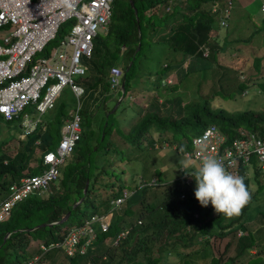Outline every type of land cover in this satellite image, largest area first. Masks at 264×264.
Wrapping results in <instances>:
<instances>
[{
    "label": "trees",
    "instance_id": "16d2710c",
    "mask_svg": "<svg viewBox=\"0 0 264 264\" xmlns=\"http://www.w3.org/2000/svg\"><path fill=\"white\" fill-rule=\"evenodd\" d=\"M132 1L137 12L134 11V7L128 0L122 10V19L125 23L122 20L118 23L116 33V49L122 50L124 54L123 63L119 62L122 64L124 72V96L130 87V79L135 78L138 72L147 74L145 77L147 79H151L153 72H156V78L150 81L155 84L150 88L158 91L157 87L162 85L160 83L162 78L174 65L171 61L173 59L165 55L169 49L181 52L183 58L190 56L194 58V67H190L183 77L187 78L184 81L186 82L191 75L197 88L193 86L192 82L190 86H185L184 82H181L180 86L183 90L174 97L172 100L174 105L169 110H165L166 107L163 106L164 103L162 104L163 100L159 103L156 94L152 96L150 102L138 104L134 108L136 117L132 116L134 123L130 126L128 133H123L125 139L136 148L141 146V142L153 146L157 141L160 144L166 141L170 143L183 142L185 146L191 147L192 137L200 134L206 126L214 123L226 134V142L240 135L243 128L255 130L264 137V106L262 109L246 108L232 112L223 107H215L211 103L214 95L223 93L230 87L238 86L240 92L245 94L243 91L251 85L260 87L264 85V80H262L264 77V39L260 44L256 41V38L264 37V17L262 21H256L257 26L255 24L252 26L248 20L243 21L239 12H235L233 15L235 0H231L232 6L228 16H226L225 0ZM155 5L158 12L161 10L160 16L157 18L164 21V25H159L156 32L154 12H147L148 7ZM167 5H170V9H166ZM213 6L217 9L213 10ZM142 20L149 24V26L145 25L148 39L159 45L158 52L151 61L146 59ZM159 20L157 21L159 22ZM221 20H225V23H222ZM111 23L112 20L107 30H110ZM219 27H227L233 37L224 43H219L216 33ZM60 34L61 31L58 35ZM54 42L55 40L52 41V43ZM234 43L240 52L235 58L237 63L232 61V66L230 65L231 58L224 59L222 51L228 44L235 47ZM123 46H125L124 49H122ZM204 47L208 48L206 55L203 54ZM245 48H247V58L243 53ZM142 59H145L147 64L156 63V65L154 64L156 68L152 73L153 67L150 65L146 71L136 70V66L142 63ZM163 59L167 60L163 61ZM89 60V71L86 74L88 78L84 81L88 86L84 88L83 94H85L84 98L90 97L92 101H95L97 98L106 97L110 89L107 78L109 68L118 62L114 59L106 60L99 57V49L95 47V44L92 57ZM232 67L240 73L241 77L240 80H236V84L227 83L228 76L232 78L234 76L230 75V72L233 71ZM190 72L193 74H189ZM244 75L245 77H243ZM203 77L210 81L205 88L200 87ZM233 80L235 79L233 78ZM216 81H220L221 87L219 88L221 89L215 87ZM243 81H247L249 85L245 86ZM150 85L152 86V84ZM177 85L173 84L174 88ZM184 90H191L194 95L189 100L184 99L180 95L185 92ZM199 91L205 95L203 98L199 96ZM206 91H208L207 94ZM71 92L70 100L59 97L54 106L47 110L50 111V117L46 124L48 126L46 133H42L43 131L37 128L27 136L25 148H19L13 154L5 153V151L0 152V189L4 190L0 200L7 195V184L10 181L17 180L23 175L38 173L47 167L42 161L43 152L37 158L33 156L32 144L36 138L40 137L43 150L56 146L60 137L61 125L64 119L69 116V109L75 105L76 97L72 90ZM111 112L108 111L95 121L92 140H96V145H98L99 142L108 138L109 146L116 149V142L110 140V134H112V130L120 127L116 121L110 120ZM90 124L92 123L90 122ZM90 124L85 122L81 127V137L71 154L75 160H70L65 168L60 166L58 177L50 183L51 192L32 194L18 201L11 207L8 216L3 221L0 220V248L13 254L11 261H1L0 264H20L27 256L26 247L31 238H41L47 243L61 240L72 224L80 225L94 214L105 213L111 206L110 199L121 193L124 183L117 181V187L112 185L108 188L109 184H107L105 176L104 185L99 183L97 188L94 185L93 180H96L98 178L96 176L100 173L102 175L100 170H104V167L97 169L96 175L93 173L91 176L90 165L87 162L90 149L88 148L84 154L83 146L80 143ZM119 130L115 131L120 133ZM121 155L122 152L120 157ZM77 157L80 159H76ZM34 158L35 163L31 169H28L29 161ZM155 172L161 178V171L158 167ZM261 174L256 168L253 178H255L257 188L263 191L260 186L264 185V176L261 177ZM240 176L243 175L240 174ZM243 177L251 198L238 216L229 218L223 214L215 213L211 203L207 207L202 206L195 197V180L192 186L186 188V195L182 199L178 197L180 188H182L178 179L167 181L160 186L165 187L164 189L159 186L144 185L134 189L123 209L112 211L109 229L99 232L91 244L83 249L82 244L78 243L77 249L71 255H68L62 247H53L51 249L55 250L49 258H54L55 255H64L63 257L67 258V264H158L165 260H167L166 264H175V261L172 262L173 260L168 257L166 252L175 251L173 253L181 256L187 250V252L195 251L198 255L201 253L200 258L203 260L207 252H210V259L206 264H221L218 257H215L209 248L207 252L203 248L211 234L226 237L236 231L238 227L247 229L243 220L250 209V203L255 198V189L248 183L249 177ZM87 178L89 184L84 193L83 188ZM101 186L106 187L102 189ZM149 192H152V196H148ZM82 195H84L83 200L73 206ZM97 195H103V198L97 199ZM133 204L136 206L133 207ZM68 210H70V215L66 220L31 229L37 224L59 220ZM75 210L78 211L75 212ZM263 210L264 206L258 208L257 212L259 211L262 216ZM138 219L141 221L138 222ZM94 225L98 227L97 222H94ZM188 226L190 227L187 230ZM122 227L129 228L126 237L121 238L117 243L111 242ZM7 232L10 233L5 237ZM198 236L201 238L198 239ZM251 236V232H249L248 235L238 237L235 244L236 255L229 257L222 264H234L236 260H239V255L246 253V249L252 246L253 238ZM258 257L259 255L251 256L247 263L256 264ZM192 262L195 264L193 260Z\"/></svg>",
    "mask_w": 264,
    "mask_h": 264
},
{
    "label": "built area",
    "instance_id": "2783aa9c",
    "mask_svg": "<svg viewBox=\"0 0 264 264\" xmlns=\"http://www.w3.org/2000/svg\"><path fill=\"white\" fill-rule=\"evenodd\" d=\"M110 3L111 0H91L87 4L84 0H0V28L4 31L0 35V115L5 120L20 119L23 138L37 129L40 115L54 105L64 86L68 85L77 96L69 117L61 125L57 146L43 155L47 167L7 184V195L0 200V220L8 216L17 201L32 194L51 192L50 183L58 177L60 166L80 138L79 110L83 87L75 82L73 75L88 73L89 65L85 59L92 56L98 29L105 28L110 20ZM225 3L228 16L232 2L225 0ZM169 8L170 5L166 6ZM69 17L75 20L71 28L64 30L62 21ZM221 22L225 23V20ZM60 31L61 37L53 44ZM207 52L208 48L204 47L203 54ZM121 74L119 66L110 68L111 89L120 88ZM194 140L202 141L205 151L194 146ZM34 143L40 145L41 138H36ZM182 154L196 164L204 155L215 156L223 162L226 170L233 173L254 156L264 169V138L254 131L241 130L240 135L226 142V134L211 124L192 137L191 147L186 146ZM179 168L184 171L181 165ZM183 177L187 184L191 183L192 176L185 172ZM124 199L125 194L111 199L108 212L94 214L82 224L70 226L61 240L37 242L39 252H34L24 264H41L44 253L53 247L63 246L68 255L74 253L78 243L84 249L100 231L108 229L112 210L117 209ZM124 235V231L120 232L115 241ZM166 261L158 264H166Z\"/></svg>",
    "mask_w": 264,
    "mask_h": 264
},
{
    "label": "rangeland",
    "instance_id": "374dc122",
    "mask_svg": "<svg viewBox=\"0 0 264 264\" xmlns=\"http://www.w3.org/2000/svg\"><path fill=\"white\" fill-rule=\"evenodd\" d=\"M127 2L128 0H114V2L112 3V15H111L112 23L110 26V30H107L108 26L102 29H98V35L94 39V44H95V47L99 49V57H102L106 60L114 59L118 63L119 62L123 63V55H124L123 51L116 49V33H117L118 23L121 22V20L123 21L122 10L124 6H126ZM259 4H260L259 0H237V1L235 0L233 15H235V12L236 13L239 12L241 14L240 17L242 18L243 21L248 20V22H250L252 26H254V24L257 26L256 21L257 20H259V22L262 21V13L260 12ZM160 11L161 10H159L158 12L156 7L153 9L154 20L156 22L155 32L158 30L159 25L160 26L164 25V21L159 20L157 18L158 16H160ZM157 20H159L160 23ZM242 20H239V22L240 21L242 22ZM261 24L262 22L260 23V25ZM145 25L149 26L147 21L142 20L143 43L145 47V52L147 54L146 59L147 61H151L155 58V55L158 52L159 45L157 44V42L151 41L148 39L147 28L145 27ZM3 32H4L3 28H0V35ZM216 33L218 36L217 38H218L219 43H224L230 40L231 37H233V34L228 31L227 27L226 28L219 27V30ZM263 39L264 37L256 38V41L260 44L263 41ZM168 51L169 52H168L167 57H169V53H170V55L173 56L174 60H181L183 58V55L181 54V52H175L172 49H169ZM222 52H223L222 56L224 57V59L227 58L229 60L231 58L230 65L233 66V64H231L232 61L237 63L235 61V58L238 57L240 50L238 46H236V44H235V47H233L231 44L226 45L225 49ZM243 53L246 55V58H247V48L243 50ZM190 58H191V63L187 64V68H185L186 70L190 69V67L191 68L194 67V58L192 56H190ZM89 59H86V62L88 63V65H90ZM166 60L167 59H163V61H166ZM186 62H187V59H186ZM154 64L156 65V63L147 64V62H145V59H142V63L136 66V70L145 71L149 69L150 67L149 65H151L155 69ZM231 69L233 71L230 72V75H234L233 78L235 80H233L231 76H228L227 83L236 84L237 83L236 80L241 79L240 73L237 72V70L233 67ZM201 73H202V70L200 71V74ZM263 73H264V69H263ZM189 74H193V73L190 72ZM155 76H156V73L154 72L152 75V78L147 79L145 78L146 75L136 73V77L130 79V87L128 88V91L125 94L130 93L132 91V94L133 95L136 94L137 96L139 94L138 88H140L139 86L143 83L152 84L151 87H153V84L155 83H151L150 81L154 79ZM189 77L190 79L184 82L185 86H190L192 82L193 86L196 87V84H195L196 82L195 83L193 82V80L191 79V75H189ZM243 77H245V75ZM87 78L88 77H86V75H82V74L73 75V79L75 80V82L82 85L84 88H87L88 86L84 82L85 79ZM170 80H172L171 77H170ZM262 80H264V77ZM243 82H245V86L249 85L247 81H243ZM209 83L210 81H208L206 77H203L201 80L200 87L205 88L209 85ZM220 84H221L220 81L219 82L216 81L215 87L216 88L221 87ZM223 87L226 88V86H223ZM257 87H258L257 85L249 86L248 91L245 94H242L240 92V88L238 86L230 87L226 89L223 93L221 92L222 95L221 93L220 94L217 93L216 95H214L211 103L215 107H223L232 112H237L239 110L246 109V108H251V109L263 108L264 106V85L261 87H258L260 88V92L257 91L258 90ZM158 88L160 92L164 91L161 85H159ZM181 88L182 86H180V90ZM184 91L185 92L183 94H180L184 99L189 100V98L192 95H194V92H191V90H184ZM160 92L159 94H161ZM207 93L208 91H206V94ZM71 94L72 92L69 86L66 85L61 90L58 98L60 97L63 99L70 100ZM153 94H154L153 91L148 92V93L146 92L145 97L144 98L141 97L139 99L140 102L141 101L150 102ZM84 95L85 94H82L80 96V101H81V107L79 110V113L81 116L80 124H81V127L83 126L85 122H88L89 124L91 122L92 124H90V127L87 128L86 133L83 134V137L80 143L83 146L84 154H86L85 151L88 148L89 149L93 148L89 150L90 152H89V156L87 159V162H89V165H90L91 176L95 172L96 167H98V169H102V167H104V170H100L102 172V175L100 173L99 175L96 176L98 178L96 180L95 179L93 180L96 188L98 187L99 183L101 185H104V180H105L104 176L107 178V182H108L107 184H109L108 188L112 185L116 186L118 182L120 183L123 182L126 188H130L140 176H143L147 180H149L151 176H155V175L158 176L157 172H155L156 166L160 167L161 175L164 179H168V178L171 179L173 174H176L177 172L176 165L180 164V160L182 159V155H183L177 148L164 146V147H161L160 149L159 147L155 149V148L148 147L147 149L141 148L136 152L137 148L130 147L125 150L122 148L124 146L123 138L120 137L118 135L119 133H117L115 130H112V134H110V140L112 139L114 140L113 141L114 143L116 142V144H118L116 146L117 147L116 149L109 146L108 138H105L103 141L99 142V144L96 146L90 145L91 142H94V139L92 140L93 134L95 131L94 123L95 121L99 119L100 116L105 114L106 109H111L112 111L110 120H112V122L116 121V123L119 125L120 128H124L128 122V119L132 118L131 116L136 117L134 108H136V106H138L139 103L136 102L138 98L131 100V98L133 97L130 98L129 94L125 95L123 100L121 102L119 101L118 103L117 99L118 97L120 98L121 95L119 94L118 90H113V89H109V91L107 92L106 100L97 98L95 101H92L90 97L84 98ZM199 96L203 98V96L205 95H203L199 91ZM163 98L164 96L157 97V100L159 101V103L162 102ZM170 99H169V102H170ZM30 112H33V111L30 110ZM40 117H41L40 119L44 120L45 122H48L49 117H50V111H46L45 113L41 114ZM189 128H190L189 130H191V127ZM119 131L122 132V130H119ZM87 142H88V145H87ZM25 143L26 142L22 138L21 128L19 127V120L13 119V120L7 121L0 115V152L5 151V153L13 154L19 148L20 149L25 148ZM34 146L35 145H33V148ZM181 146L182 145L180 144L179 148H181ZM112 149L114 150L112 152H109ZM121 152H122V155L120 157ZM39 153L40 151L35 149L33 156L37 157ZM71 156L72 155H69L66 158V162L70 160ZM77 158L80 159V157H77ZM96 160H97V164L95 165ZM34 163H35V158L29 161L27 168L31 169ZM193 163L196 164L194 161ZM65 165L66 163L62 164V168H65L66 167ZM190 170H194V169H190ZM105 187L106 186H101V188H105ZM260 188H262L263 191L259 190L256 184L254 185L255 198L250 203V206H249L250 209L254 208L255 210H258V208L260 207L263 208L264 206V185L260 186ZM0 192H1L0 193V196H1L4 190L0 189ZM102 194H103V191H102ZM148 196H152V192H149ZM96 197L97 199H102L103 195H97ZM123 207L124 206H122L119 210H121ZM76 211L78 210H75V212ZM73 225H76V224H72L71 226ZM40 226H44V225H40ZM247 229L251 232V235H252L251 237L257 239L259 244L264 243V218L261 215H260V218L257 220V224H254L253 226L249 228L247 227ZM34 239H36L37 242L44 241V239H41V238L40 239L34 238ZM198 239H199V236H198ZM44 242L47 243L46 241ZM34 244L35 242H32L33 246ZM235 244H236V240L233 234H230L226 237H219L215 234H211L209 236L208 242L205 243L203 250L207 252L209 248L211 252L215 255V257H218L219 263L222 264V262L228 259L229 257L236 255ZM196 246H197V243H196ZM59 247L63 248V246H59ZM54 250L55 249L50 248L48 251L44 253L41 264H67V258H64L63 257L64 255H55L54 258L50 260L45 259L46 257H49L54 252ZM35 252H39V250L37 249V251ZM173 252H170V254H168V257L170 258L176 257V259L179 260V262H181L182 264H193L192 260L194 261L195 264H206L207 261L210 259V252H207V255L205 256L204 260L200 258L201 253L198 255L196 254L195 251L187 252L186 250V252L183 253L184 255L182 254L181 256H178V254H175ZM26 255L27 256L23 258L20 264H24L26 260L29 259L32 254L29 256L28 253L26 252ZM251 255H254V256L260 255L256 259L257 261L256 264H264V249L262 250L258 249V251L255 253L248 252V253L239 255L240 259L236 260L234 264H249L247 263V260L251 257ZM197 257H198V261H197ZM12 258H13V254L8 253L7 251L5 252L3 251V248H0V262L1 261L9 262L11 261Z\"/></svg>",
    "mask_w": 264,
    "mask_h": 264
},
{
    "label": "clouds",
    "instance_id": "9594fccd",
    "mask_svg": "<svg viewBox=\"0 0 264 264\" xmlns=\"http://www.w3.org/2000/svg\"><path fill=\"white\" fill-rule=\"evenodd\" d=\"M89 1H91V0H84V3L87 4V2H89ZM113 1L114 0H111L110 6L112 5ZM168 1H170V0H168ZM259 1H260V4H259L260 5V8L259 9H260V12L262 13V18H263L264 17V8H262V4H264V0H259ZM130 3L133 6V1L132 0H130ZM155 7H156V5L155 6L148 7L147 8V12H151V11L153 12V9ZM134 11L137 12V9L135 7H134ZM111 15H112V7H111ZM111 15H110V20L107 23L106 27L109 26V23L111 21ZM74 20L75 19L73 17L72 18L69 17V18L63 20L62 21V27L61 28L64 29V30L66 28H71ZM66 31H68V29ZM61 35H62V32H61L60 35H56V37L54 39L55 42L53 44H55V43L58 42V40L61 37ZM97 35H98V31H97L96 36ZM96 36L94 37V39L96 38ZM124 48H125V46L122 47V49H124ZM112 66H119L120 69L122 70V74L120 75V88L119 89H116V90H118L120 92V95H121V96L119 95L120 98L118 97V99H117V101L119 103V101L120 100L122 101L123 100V97H124V91L122 92V89H124V85L122 87V82L124 81V78H123V73L124 72H123V67H122V64L121 63L113 64V65L110 66V68ZM110 68H109V73H110ZM109 73H108V76H109ZM139 74H142V73L139 72ZM142 75H147V74H142ZM108 76H107V78H108ZM167 79H170L169 75L163 77L160 83L161 84H170V83H173V80H171L170 82H168ZM109 82H110V80L108 79V83ZM109 87H110V84H109ZM258 87H260V86H258ZM247 90H244L243 93H246ZM257 91L260 92V88H258ZM153 92H154L153 95H155V94L157 95V91H153ZM73 93H74V91H73ZM83 93H84V87H83ZM127 94H125V95H127ZM74 95H75V93H74ZM129 96H130V98L132 97V95L130 93H129ZM75 97H76V100H77V96L76 95H75ZM75 104H76V101H75ZM18 120L20 121V119H18ZM216 126L219 128L218 125H216ZM242 130L254 131L259 137H262L255 130H252V129H249V128H243ZM42 133H46V132L43 131ZM27 136L26 137H23V140L25 142L27 141ZM80 137H81V133H80ZM262 138H264V137H262ZM182 143L181 142L170 143V142H167L166 141L163 144H160L157 141V142L154 143L153 146H151V148H155L156 149V148L159 147V149H160L161 147H164V146H166V147H173V148H177L179 151H181V153H183V149L186 148V146L184 145V143L183 144ZM57 144H58V142H57ZM57 144H56V146H57ZM180 144L182 145L181 148H179V145ZM193 144H194V146H199V150L201 152L205 151L204 147L202 146V141H195L194 140L193 141ZM54 148H49V149H54ZM49 149H47V150H49ZM44 153L42 154V156L44 155ZM71 154H72V152L69 155H71ZM66 158H65L63 164L66 163ZM42 161H43V157H42ZM180 165H181V168L186 172L187 175L192 176L191 183L187 184L184 181L183 175H184L185 172L180 170V168H179ZM176 166H177L176 167L177 168V172H176V174H173V176L171 177V179L170 178L164 179L162 177V175H160L161 178L159 176L155 175V176H151V178L149 180H147L143 176H140L137 179V181L130 188H126L125 185H124L122 187V189H121V193L118 196H121V195H124L125 194V199L120 204V206L117 207V209H113L112 211L119 210L122 206L125 207L126 204H127V200L130 199L131 194L133 193L134 189L137 188V187H142L144 185H147V186H159L160 187L163 184L167 183V181H172L173 179H178L179 182L182 184V188H180V192H179L178 197H180L181 199L184 198L185 195H186V190H187L186 188L192 186L193 183H194V180H195L196 181L195 197L200 202V204L202 206H204V207H207L209 205V203H211V205L213 206V208L215 210V213H218L220 215L223 214L224 216L231 218L233 216L240 215L241 210L243 209V207L245 205L248 204V202H249V200L251 198V194H250V192L248 190V187H247V185L245 183V178L243 176H245V177L248 176L249 177L250 174H253L254 175V173H256V168H257L258 171H260L262 173L261 175L264 176V169L262 168V163H259L258 160L256 159V157H254V156L253 157H250L249 160L245 164L238 166V172L237 173H233L232 170H230V171L226 170L223 162L220 159H218L217 157L212 156V155H204L201 158L199 164H194L193 161L190 158L184 157L182 155V159L180 160V164H177ZM156 167H158L160 169L159 166H156ZM254 168H255V170H254ZM190 169H194V170L189 171ZM240 174H242L243 176H240ZM88 184H89V182H88ZM115 187H117V185ZM160 188L161 189H164L165 187H160ZM253 189H254V187H253ZM113 198H115V197H113ZM113 198H111V199H113ZM111 199H110V201H111ZM132 206L135 207L136 204H133ZM110 208H111V206L109 207V209ZM109 209L106 212H108ZM195 215H197V213H195ZM263 215H264V210L262 212V217L264 218ZM111 218H112V212H111V215H110V218H109V227H110V223H111ZM244 220H243V222L245 223ZM140 221H141V219H138V222H140ZM109 227H108V229H109ZM189 227L190 226H188L186 229L188 230ZM122 231L125 232V235L123 237H119L118 240L115 241V239L117 238L118 234L120 232H122ZM238 231H241V233L238 234ZM102 232H105V231H102ZM128 232H129V228L122 227L118 231V233L116 234V236L113 237V239L111 240V242L117 243L119 240H121V238H125L126 235L128 234ZM249 232L250 231L248 229L245 230L244 228L238 227L236 229V231L233 232L234 233V236H235V240H237V238L240 237V236L248 235ZM233 233H231V234H233ZM200 238L201 237L199 236V239ZM258 249H260V250L264 249V243L259 244L258 240L255 239V238H253L252 246L249 247L248 249H246V253H248V252L255 253V252L258 251ZM170 252L171 251H168L166 253L167 254H170ZM251 256H254V255H251ZM170 259L173 260L172 262L175 261V264H182L181 262H179V260L176 259V257L170 258Z\"/></svg>",
    "mask_w": 264,
    "mask_h": 264
},
{
    "label": "crops",
    "instance_id": "0c3cea01",
    "mask_svg": "<svg viewBox=\"0 0 264 264\" xmlns=\"http://www.w3.org/2000/svg\"><path fill=\"white\" fill-rule=\"evenodd\" d=\"M112 18V17H111ZM169 52V51H168ZM175 52H177V51H175ZM165 55L167 56L168 55V53H166L165 52ZM164 55V58L166 57ZM169 57L171 58V59H173L174 60V58H173V56L172 55H170V53H169ZM186 59H187V62H186ZM171 60L172 62H173V66H172V68H171V70H169L168 72H167V74H166V76L167 75H169V77H171L172 78V80H173V83L171 84V85H169V84H162L161 86H162V88L164 89V91L163 92H160V90H159V88L157 87V97H159V96H164V98H163V102H162V104L164 103V107H166V109L165 110H169L170 108H171V106L173 107V105H174V102L172 101L173 99H174V97L175 96H177V94H179V92L181 91V90H183L182 88H181V90H180V83L182 82H184L187 78L186 77H183L184 76V74L186 73V69L185 68H187V64L188 63H191V58L190 57H185V58H182L181 60ZM151 66V65H150ZM156 68V67H155ZM144 71V70H143ZM146 71V70H145ZM154 71V68H152V70H151V73ZM139 73V72H138ZM156 73V72H155ZM140 77V76H139ZM156 78V76L154 77V79ZM179 80V81H178ZM173 84H178L177 86H176V88H174V86H173ZM159 85V84H158ZM140 88H138L139 90V94L136 96V94H132V91L130 92V94L132 95V97L133 98H131V100L132 99H136V98H138L137 100H136V102L137 103H148V102H144V101H141L140 102V98L142 97V98H144L145 97V93L147 92H151V91H154V89H151L152 87H151V85L149 84V83H143V84H141L140 86H139ZM151 87V88H150ZM134 89H136V88H134ZM149 89V90H148ZM130 91V90H129ZM159 92L161 93V95L159 94ZM129 94V93H128ZM58 98V97H57ZM57 98H56V100H57ZM167 98H171L170 99V102H169V99H167ZM101 99H105L106 100V97L104 98V97H102ZM135 101V100H134ZM56 102V101H55ZM55 102H54V104H55ZM54 106V105H53ZM52 106V107H53ZM51 107V108H52ZM74 107V106H73ZM73 107H71L70 109H69V112H70V110L73 108ZM105 108H106V106H105ZM48 109H50V108H48ZM47 109V110H48ZM46 110V111H47ZM45 111V112H46ZM108 111H111V109H106L105 110V113H107ZM44 112V113H45ZM132 117V116H131ZM130 117V118H131ZM41 118V117H40ZM134 123V118H132V119H128V122H127V124L125 125V127L124 128H120V130H122V132H120L118 135L120 136V137H122L123 138V147L122 148H124V149H127V148H133V146L125 139V137L123 136V133H128V131H129V129H130V126L132 125ZM46 124H47V122H45L44 120H42V119H40L39 121H38V125H37V128H39V129H41V131H44V132H47L48 131V126H46ZM19 127H20V121H19ZM21 128V127H20ZM61 129V128H60ZM115 130H118V129H115ZM60 138V137H59ZM34 142H35V140H34ZM142 144H141V146L139 147V148H137V150H136V152L139 150V149H141V148H148V147H151V146H149V145H146V144H144V142H141ZM33 145H35V147H34V150L35 149H37V150H39L40 151V153H39V155L43 152H45L46 150H43V149H41V145H36V144H33ZM90 145H92V146H96V140H94V142H91L90 143ZM115 145H118V144H116L115 143ZM135 148H136V146H134ZM54 148V147H53ZM113 148V147H112ZM90 149H93V148H90ZM114 149H112V150H110L109 152H112ZM33 154H34V152H33ZM38 155V156H39ZM37 156V157H38ZM37 157H35V158H37ZM76 159H78V158H76ZM70 160H75V159H73L72 158V156H71V158H70ZM69 160V161H70ZM69 161H67L66 162V164L69 162ZM98 168H96V170H97ZM95 170V175H96V173H97V171ZM93 175V174H92ZM263 175H261V177H262ZM249 184H251L253 187H254V185L256 184V181H255V178H253V174H250L249 175V182H248ZM102 189H104V188H102ZM7 191V190H6ZM4 193V192H3ZM3 193H2V195H3ZM253 209V210H252ZM252 209H249L248 210V212H247V214H246V218H245V224H246V226L249 228V227H251V226H253L254 224H257V220L260 218V213H259V211L257 212V210H255L254 208H252ZM31 240V241H30ZM29 241H30V243H28V245H27V247H26V249H27V253H28V255L30 256L31 254H33L35 251H37V245H36V243H37V240L36 239H34V238H31ZM32 242H35V244H34V246L32 245ZM28 256V257H29ZM45 259H47V260H50V259H52V258H49V257H46Z\"/></svg>",
    "mask_w": 264,
    "mask_h": 264
},
{
    "label": "water",
    "instance_id": "95a60500",
    "mask_svg": "<svg viewBox=\"0 0 264 264\" xmlns=\"http://www.w3.org/2000/svg\"><path fill=\"white\" fill-rule=\"evenodd\" d=\"M135 11H136V10H135ZM123 85H124V81L122 82V87H123ZM123 91H124V89H122V92H123ZM88 182H89V180L86 179V180H85V185H84V188H83V192H84V193H85L86 190H87ZM83 198H84V195H82V196H81V197H80V198H79V199L73 204V206H75L76 204L80 203V202L83 200ZM69 215H70V210L66 211V212L64 213V215H63L59 220H57V221H53V222H49V223H41V224H37V225L31 227V229L37 228V227H39L40 225H46V224L52 225V224H54V223H60V222H62V221H64V220H66V219L69 217ZM9 233H10V232H7L6 235H5V237L8 236Z\"/></svg>",
    "mask_w": 264,
    "mask_h": 264
}]
</instances>
